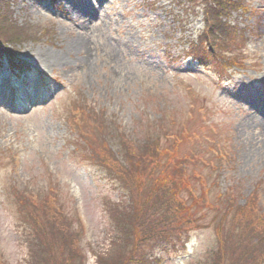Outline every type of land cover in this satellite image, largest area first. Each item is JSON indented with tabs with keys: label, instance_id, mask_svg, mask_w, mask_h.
Instances as JSON below:
<instances>
[{
	"label": "rangeland",
	"instance_id": "obj_1",
	"mask_svg": "<svg viewBox=\"0 0 264 264\" xmlns=\"http://www.w3.org/2000/svg\"><path fill=\"white\" fill-rule=\"evenodd\" d=\"M9 1L12 19L35 30L6 44L38 75L19 78L0 65V264L30 263L27 233L10 194L13 182L33 190L59 184L70 231L79 233V220L84 226L79 244L86 258L66 256L68 263L97 264L98 253H107L112 226L106 209L121 199V191L100 159L70 131L68 120L81 108L98 112L108 127H120L147 158H159L154 151L169 148L163 129L178 134L186 124L213 140L228 136L231 164L214 171L209 165L191 167L206 176L208 186L218 181L220 189L236 180L245 182L247 192L251 183L264 185V0H253L252 13L237 17L254 33L245 48L246 69L224 81L210 64L184 57L183 41L196 35L202 17L181 15L184 22L169 0ZM90 133V141L98 143L97 132ZM191 148L184 142L179 151L184 155ZM158 161L151 170L155 175L168 168V157ZM43 213V220L52 219ZM211 219L212 213L207 222ZM215 240L211 226L191 232L184 247L169 245L154 253L162 264H208Z\"/></svg>",
	"mask_w": 264,
	"mask_h": 264
},
{
	"label": "trees",
	"instance_id": "obj_2",
	"mask_svg": "<svg viewBox=\"0 0 264 264\" xmlns=\"http://www.w3.org/2000/svg\"><path fill=\"white\" fill-rule=\"evenodd\" d=\"M175 1L193 11L199 8L203 14L205 25L198 38L201 49L196 53L212 59L218 69L243 66V55L239 52L246 44V37L231 24V19L234 13L244 9V0ZM10 4L9 0H0V58L13 61L18 53L7 44L35 29L18 25L12 19ZM78 113L68 120L70 131L81 138L83 144H79L84 150L91 149L100 159L99 165L121 191V199L106 209L112 226L111 243L106 254L98 253L97 264H162L163 258L154 250H166L169 245L176 248L183 245L191 232L211 226L216 240L208 253V264H264L263 183H251L249 192L244 189L243 180L220 189L218 181L208 186L206 176L191 167L192 164L209 165L212 170H219L224 164H231L233 155L228 136L222 141L213 140L186 124L178 134L163 129L169 148L154 152L168 157V168L155 175L151 170L154 166V170L157 169L160 157L147 158L138 143L126 140L120 127L114 124L108 127L98 112L81 108ZM109 128V136L102 137ZM90 129L99 135L98 143L90 141ZM184 142L190 143L192 148L182 155L179 148ZM157 144L153 145L158 148ZM202 153L212 156L207 159ZM174 159L176 164L172 165ZM48 184L33 190L28 185L20 183L21 187L13 182L10 191L17 204L19 224L27 233L26 241L31 249L29 264H59L60 260L62 264H70L66 256L71 260L72 255L86 258V251L79 244L83 231L81 222L79 233H72L58 186L56 182ZM166 187L167 190L161 192ZM215 188L219 189L217 194ZM43 210L50 214L47 217L51 220H43ZM210 213L212 219L207 222Z\"/></svg>",
	"mask_w": 264,
	"mask_h": 264
}]
</instances>
